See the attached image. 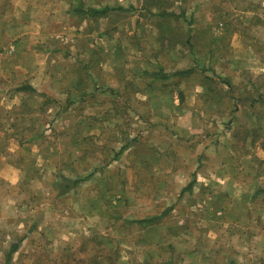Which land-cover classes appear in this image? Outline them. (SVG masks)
I'll return each mask as SVG.
<instances>
[{"label": "rangeland", "instance_id": "rangeland-1", "mask_svg": "<svg viewBox=\"0 0 264 264\" xmlns=\"http://www.w3.org/2000/svg\"><path fill=\"white\" fill-rule=\"evenodd\" d=\"M60 1L36 43L0 0V56L27 63L0 123V264H264L261 178L241 175L264 173V67L232 18L260 2ZM90 6L109 9L65 14Z\"/></svg>", "mask_w": 264, "mask_h": 264}, {"label": "crops", "instance_id": "crops-1", "mask_svg": "<svg viewBox=\"0 0 264 264\" xmlns=\"http://www.w3.org/2000/svg\"><path fill=\"white\" fill-rule=\"evenodd\" d=\"M8 1H16V0H8ZM21 3V10L19 17L16 19H20L19 21H15V19L12 21L11 26L8 28V31L10 35H16V38H21L24 40H29L31 38L34 39V42L40 43V34L43 36L44 31L48 28V22H53L56 19V23L61 22V19L66 20V17L62 15L61 13V1L59 0V4L57 3L58 0H46L42 5H40L39 2L32 3V0H18ZM247 2L250 0H246ZM254 2H260L257 8L255 9H245L244 11L238 10L232 18L237 19H243V20H249L250 23H245L244 26L247 25L246 30L242 33L235 34L238 40H235L238 44V46L241 45L243 47L242 49L246 51H251V58L245 59L246 66H260L264 67V0H254ZM239 3V2H238ZM16 13V12H15ZM68 16H71L72 14H78L74 10L68 13L66 12ZM15 21V22H14ZM62 22V23H63ZM244 33V34H243ZM6 31L5 33L1 32L0 34V42L1 39L4 40V45L6 43L5 38L10 36ZM249 36L252 37V41H254V44H251L249 42ZM236 38V39H237ZM243 38V39H241ZM233 42V41H232ZM31 43H33L31 41ZM259 45V46H258ZM40 47V46H38ZM1 49V47H0ZM256 52V53H255ZM2 54V53H1ZM23 67H27V63H24L23 60H17V58H12L10 54L4 53L0 56V113L3 112V118H0V123H8L9 127H12V120L13 114H14V106L16 101L13 99L19 95H22L25 93V91L17 92L13 91L11 88L13 87V83L9 81V78H12V72L18 71L17 77H23L21 69ZM4 78V79H3ZM262 98H264V94L260 95ZM260 98V97H258ZM1 130V127H0ZM264 162V160H263ZM230 161V165H231ZM6 166H8V170L12 169V166L5 163ZM258 172L261 182L260 185L262 189L256 192V202L260 203L264 206V203L262 202L264 200V173L262 175L261 169L258 171H255L254 173L250 171H241V175L245 177L246 180L249 181V178L253 176V174H256ZM238 174H236L237 176ZM240 175V174H239ZM249 178H248V177ZM0 177H5L7 179L13 178L14 176L11 174H4V172L0 171ZM228 179V190L231 195H233L234 187L236 186V190L234 191L235 197H237V194H244L242 198H246L247 195L250 193L246 189H242V185L235 180V174L230 173L227 177ZM218 191H221V189H218ZM226 191V190H224ZM219 193V192H218ZM220 198V195H218ZM245 200L243 205L244 206H252V197L251 201ZM238 201H234V204H240V198L237 199ZM255 202V204H256ZM232 205L231 203H229ZM233 206V205H232Z\"/></svg>", "mask_w": 264, "mask_h": 264}, {"label": "trees", "instance_id": "trees-1", "mask_svg": "<svg viewBox=\"0 0 264 264\" xmlns=\"http://www.w3.org/2000/svg\"><path fill=\"white\" fill-rule=\"evenodd\" d=\"M108 9L109 7L108 6H104L103 8H97V7H88V8H83V7H78L76 8V10H74L75 12H77L78 14H88V15H91V16H102V15H105L107 12H108ZM191 68L186 70V73H191ZM184 70H179L177 71L176 73L179 74V73H183ZM156 76H158V72H154ZM185 73V72H184ZM29 88H27V86H25L24 88L22 89H32L30 86H28ZM124 150V148H122V151ZM82 178H80L81 180ZM80 180H74V183L75 185L78 184L80 182ZM193 186V184H189V186L186 188V189H191ZM70 185L67 186V188H69ZM157 219V216L155 217H152V218H142V219H139V220H136L137 222H140V223H144V224H150L151 222H153L154 220ZM16 247H18V245H14V247L12 248V251L14 249H16Z\"/></svg>", "mask_w": 264, "mask_h": 264}]
</instances>
